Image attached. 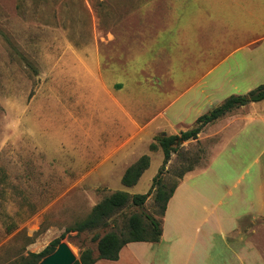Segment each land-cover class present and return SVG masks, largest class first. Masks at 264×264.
I'll return each instance as SVG.
<instances>
[{
    "label": "rangeland",
    "instance_id": "obj_1",
    "mask_svg": "<svg viewBox=\"0 0 264 264\" xmlns=\"http://www.w3.org/2000/svg\"><path fill=\"white\" fill-rule=\"evenodd\" d=\"M112 1L106 16L104 0H0V264H21L29 254L41 253L117 191L149 193L164 155L161 150L150 151L149 136H143V144H131L126 128L119 129L121 137L113 135L111 120L106 124L105 116L118 109V85L136 84L145 90L162 87L165 92L175 87L177 93L195 82L207 67L196 60L177 59L180 55L176 48H165L162 55L163 50H158L154 41L143 47L138 30L158 28L160 34L167 35L172 25L168 18H125L122 0ZM215 11L209 10V16L203 18V27L210 29L216 21L219 26L264 37V9L258 8L255 16ZM111 29L116 30L117 38L124 35V46L118 39L107 48L106 44L114 40ZM260 42L243 51L238 57L242 60L231 61L232 66L253 60L251 66L258 70L263 67L264 41ZM209 44L217 48L209 57L225 51L218 48L221 43ZM168 56L174 62L169 60L162 66L160 58ZM217 61L209 59V67ZM240 86L249 88L247 84ZM262 108L264 102L257 103L251 112L260 115ZM244 124L238 121L225 131L213 125L198 140L178 141L179 151L160 175L166 190L180 184L188 170L207 168L222 148L223 153L228 151L225 157L216 159L214 168L225 172L235 169L231 165L234 148L226 146L242 132ZM118 126H122L120 122ZM190 129L180 130L175 136ZM220 142H224L223 147ZM263 147V140L243 143L239 147V169L250 167L251 156ZM141 155L150 156V168L136 186L127 187L122 182L125 169ZM237 174L226 173L222 179L232 181ZM216 187L205 189L210 201H216L225 186ZM156 194L155 189L143 208L128 206L120 210L109 220L107 229L70 232L61 242L70 246L77 260L86 250L97 256V243L92 241L95 234H121L134 214L162 220Z\"/></svg>",
    "mask_w": 264,
    "mask_h": 264
},
{
    "label": "crops",
    "instance_id": "obj_2",
    "mask_svg": "<svg viewBox=\"0 0 264 264\" xmlns=\"http://www.w3.org/2000/svg\"><path fill=\"white\" fill-rule=\"evenodd\" d=\"M154 1L155 4L152 0L146 2V8V3L141 0H122L125 18L137 16L138 21L150 16L162 18V21L168 18L169 25L172 24L167 35L160 34L158 28H140L138 39L142 40L141 45L145 47L144 43L154 41L158 50H163L162 55L165 48H176L179 49V55L183 56L177 59L196 60V63L207 67L195 82L177 93L173 86L165 92L162 87L156 90L147 87L146 91L136 84L118 85L119 92L115 96L119 99L118 109L113 108L106 113V124L111 120L112 133L116 137L123 134L119 129L126 128L131 144H143V136H149V149L156 136H174L180 130L193 128L198 118L221 105L227 98L245 95L243 92L264 84V66L258 70L251 66L253 60L236 62L233 66L231 64L243 51L264 41V37L258 38L248 31L219 26L216 21L210 29L202 26L203 18L209 16V10L222 14L229 10L242 16H255L258 8L264 9V0ZM104 2L105 14L108 16L114 1ZM110 34L114 40L106 44L107 48L118 39L124 46L126 38L123 34L117 38L116 30L113 29ZM210 41L221 43L222 46L218 48L225 51L209 57V53L213 55L216 53L214 50H217L209 44ZM196 50L198 53L193 54ZM168 57L160 58L162 66L168 64L169 60L174 62L171 56ZM209 59L219 61L210 68ZM244 84L249 88L243 89L240 85ZM232 92L237 93L231 95ZM256 104L236 109L205 128L217 125L225 131L238 121L245 123L242 132H238L227 146L226 143L224 145L230 147L231 144L234 148L231 165L235 169L225 172L214 168L216 159L225 157L228 151L223 153L222 148L207 168L184 176L168 203L159 242L130 243L121 250L117 261L99 260L95 264H225L226 261L231 264L232 259L233 264H264V147L259 154L251 156L250 167L244 171L239 169V147L243 143L250 145L259 140L264 141V109L260 115L251 112ZM119 122L122 125L120 127ZM138 138L139 142H136ZM220 144L223 147L224 142ZM236 171L238 174L232 181L222 179L223 174H234ZM217 185L225 187L216 201H210L205 189L211 186L216 190ZM228 256L232 257L231 260Z\"/></svg>",
    "mask_w": 264,
    "mask_h": 264
},
{
    "label": "trees",
    "instance_id": "obj_3",
    "mask_svg": "<svg viewBox=\"0 0 264 264\" xmlns=\"http://www.w3.org/2000/svg\"><path fill=\"white\" fill-rule=\"evenodd\" d=\"M26 63L31 67L29 62L26 61ZM120 87L121 86H119V88ZM262 101H264V84L248 94L234 95L227 98L221 105L198 118L193 128L181 133L180 136H167L166 134L156 136L154 142L150 145V151L156 152L161 150L164 155V160L158 175L153 180L150 192L144 195H130L129 193L122 191L113 193L111 196L97 204L85 220L66 229L61 238L65 237V235L70 232L81 234L88 230L107 229L109 227V220L123 208L128 206L143 208L151 197V192L155 189L157 191L156 201L157 203H161L162 206L160 210L162 220L158 221L151 215H143L145 216V218H143L138 214H134L128 220L126 230L121 234L115 232H109L104 235L98 233L95 234L92 241L97 243V256L94 255L92 250H86L81 254L80 259L74 264H95L99 260L117 261L121 250L130 243L159 242L162 237L163 218L168 203L179 186V184H175L171 190L167 191V186L160 182V175L167 164L171 161L172 155L179 151V147L176 146V143L179 139L183 142L198 140L200 134L207 126L216 123L218 120L231 114L236 109L245 107L251 103H260ZM150 165V156H142L136 163L126 170L122 180L123 184L127 187L136 186L144 173L150 168ZM191 171L192 170H188V173ZM61 238L52 241L41 253L29 254L27 258L23 259L21 264H39L45 257L52 254L57 249L62 243Z\"/></svg>",
    "mask_w": 264,
    "mask_h": 264
},
{
    "label": "water",
    "instance_id": "obj_4",
    "mask_svg": "<svg viewBox=\"0 0 264 264\" xmlns=\"http://www.w3.org/2000/svg\"><path fill=\"white\" fill-rule=\"evenodd\" d=\"M179 141H182L179 139ZM77 261L76 255L73 253L70 246L62 242L57 249L39 264H74Z\"/></svg>",
    "mask_w": 264,
    "mask_h": 264
},
{
    "label": "clouds",
    "instance_id": "obj_5",
    "mask_svg": "<svg viewBox=\"0 0 264 264\" xmlns=\"http://www.w3.org/2000/svg\"><path fill=\"white\" fill-rule=\"evenodd\" d=\"M9 127H14V125H9Z\"/></svg>",
    "mask_w": 264,
    "mask_h": 264
}]
</instances>
